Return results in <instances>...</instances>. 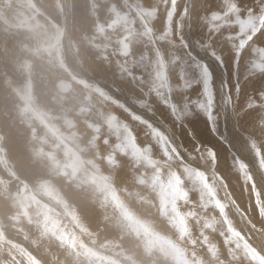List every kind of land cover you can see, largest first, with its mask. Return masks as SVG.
I'll return each mask as SVG.
<instances>
[{
	"label": "rangeland",
	"instance_id": "rangeland-1",
	"mask_svg": "<svg viewBox=\"0 0 264 264\" xmlns=\"http://www.w3.org/2000/svg\"><path fill=\"white\" fill-rule=\"evenodd\" d=\"M43 60H47L49 68L60 72L59 79H50L52 77L47 74L48 71L42 72L43 69H40L38 63ZM205 66L209 75L204 74ZM81 69L86 70L98 82L83 76ZM15 77L19 82L15 81ZM217 79L224 85L222 100L216 98ZM64 81L68 83L65 89L60 88ZM125 82L130 86H125ZM38 85L45 86L46 89L57 87V93L49 95V90L47 93L42 89L37 93L35 87ZM72 85L80 87V95L83 94L84 100L86 97L92 103L79 100L82 98H79L80 96L73 97L70 93ZM135 85L136 90H133ZM104 86L114 90L115 94ZM0 93V165H3L8 173L6 177L0 174V191L15 194L23 200L30 197L32 201L38 202V207H47L42 211L50 216L49 219L55 218L57 223L64 225L65 230L67 227L68 236L74 243L108 262L113 261V264H129L128 261H132V264H142L138 259H142L140 256L125 249L121 238H105V230L86 223L88 215L81 211L77 204L68 202L69 198L58 182L48 176L42 177L32 173L30 167L26 169L28 175L20 173L10 152L11 143H14L13 139V142L10 140V133L19 134L20 131L8 127L9 116L4 108L9 97L17 101L19 109L28 113L20 122H25L23 133L28 132L23 137H29L31 142L14 146L32 154L34 158L30 157L31 161L43 158L51 166H61L59 176L66 180L67 172L73 175L81 172L85 165L92 166L84 170L89 173L87 179L108 190V197L110 200L113 198L120 213L124 211L128 219L141 224L148 234L163 239L167 246L174 244L172 247L180 252V256L192 260L190 264H230L226 263L225 259L216 257L220 241L199 227L206 215L200 214L198 209L191 205L193 203H189L190 209L187 208L185 212L178 208V202H182L179 198L187 201L192 197L191 189L186 185V177L181 172L187 169L210 195L208 196L219 211L218 215L226 224L230 235L264 264V244L253 240L254 230L245 234L238 229V212L231 209L229 198L225 199L222 189L219 188L220 183L215 182L211 178L213 176L204 170L205 167L211 168L224 179L217 156L218 144L215 146L212 142H207L197 133V127L194 125V120L200 123L202 129L214 141L219 142V147L223 148L241 169L243 184L236 192L240 193L242 199L248 200L249 206H246V203L242 206L239 202L242 199L238 200V197L237 201L249 221L258 227V230L262 229L264 234V193H260L258 187L253 185V176L249 172L250 168L256 169V180L264 182V0H0ZM118 93L136 106L147 107L154 117L166 123V127L180 140L183 149L176 145L175 139H172L166 130L148 115L137 112L124 101L125 99L117 96ZM70 94L72 96L69 100ZM30 99L39 104L37 109L40 114L36 113L37 118L32 116H35V111L28 102ZM95 99L103 103L101 107L94 105ZM44 101L47 104L52 103V107L57 111L46 109ZM157 107L166 110V114H159ZM83 113L91 116L81 117ZM230 113L234 116L229 119ZM95 115H100L104 127H112V133L119 132L120 144L116 146L123 145L128 151L127 154L135 158L134 160L145 161L152 167L154 174H158L159 170L161 172L168 169V166L173 168V172H176L174 170L177 167L182 174H176L177 178L174 180L177 185L173 186L176 188L174 194L179 192L176 197L174 194H168L166 189L165 192L164 189L154 192L150 190V200L160 205L164 213L154 211L152 215L150 212H144L145 216L131 205L128 208L127 199L134 195L132 190L119 184L121 180L118 174L126 163L116 159V150L105 153L102 158H96L87 154L93 150V144L73 146L68 143L70 137L78 141L82 135H75L74 132L71 136L61 127L73 129L75 123L80 122L79 117L89 122L90 117ZM33 118L52 135L54 131L53 136L59 144H51L38 133V126L31 123ZM232 125L236 126L233 134L229 130ZM136 128L148 131L157 142L149 144L138 141ZM181 131L189 136L187 141H184ZM236 132L240 138H244L242 140L251 142V145L258 149L262 161L254 160L252 156L243 159L234 153L230 139L235 141ZM106 139L107 137L101 138V142L104 144L108 140ZM137 151L146 152V157L141 158ZM161 183L170 188L165 180ZM223 183L230 189L228 182ZM47 197L57 202H53L54 207L44 203L47 202ZM139 198L145 200L146 197ZM164 203L168 205L166 209ZM169 208L176 215V222L172 223L181 231L173 236L165 232L164 226L161 225L163 220L160 217L165 215ZM97 215L98 213L94 216ZM166 223L169 224L168 220ZM262 240L264 242V236ZM147 248L150 251L148 246ZM148 259L150 260L142 259L143 264H156L154 258Z\"/></svg>",
	"mask_w": 264,
	"mask_h": 264
},
{
	"label": "bare ground",
	"instance_id": "bare-ground-1",
	"mask_svg": "<svg viewBox=\"0 0 264 264\" xmlns=\"http://www.w3.org/2000/svg\"><path fill=\"white\" fill-rule=\"evenodd\" d=\"M140 2H142V1H140ZM66 11L68 13V10H66ZM77 11H79V10H77ZM82 13L84 14V12H82ZM67 17H69V15H67ZM175 27H176V25H175ZM68 32H69V29L67 28V35H68ZM134 52H135V50H134ZM195 53H196V51H195ZM136 55H137V53H136ZM143 58H145V57L143 56ZM43 59H44V56H43ZM44 60H43V62L38 63L41 67L40 69H43V71L42 70L41 71L46 72V73L48 71L47 74L52 77L50 79H53V80L59 79V77L61 76V74H59L60 72H58V70H56L55 68L54 69L49 68V65H47V63H46L47 60L45 62H44ZM206 60L209 61L208 59H206ZM55 66H57V65H55ZM52 67H54V66H52ZM139 68H141V67H139ZM82 71H83V73H81V74H83V76H85L86 78H88L90 80L92 79V80H95L96 82H98V80L95 77L91 76L86 70H82ZM135 73H137V72H135ZM117 76H118V74H117ZM142 76H144V75H142ZM126 77H128V76H126ZM147 77H148V75H147ZM16 78L17 77H15V79ZM63 79H65V78L63 77ZM145 79H146V77H145ZM15 81L17 82L18 80L16 79ZM146 83H148V82H146ZM216 83L218 86L217 91H216V98L218 100H222L221 95L224 92V85L218 79H217ZM66 84H68V83L64 81V83H62L60 88L62 87L63 89H65L67 86ZM142 84H144V83H142ZM124 85L127 87L130 86V84L127 82H125ZM144 86H145V84H144ZM56 88L57 87H54L51 89H46L45 86L41 87V85H38L35 87V90L37 93L41 92V91H39L40 89H42V91H46L47 93L49 90V95L50 94L52 95V94L57 93ZM104 88L107 89L108 87L104 86ZM70 90H71L70 93L73 95V97L74 96L75 97L80 96L79 98H81V97L82 98L79 100H83V102L88 103V104L92 103V101L86 99V97L84 100L83 94L80 95V93H79L81 90L80 87L74 85L73 87H71ZM108 90H110L111 93L113 92L115 94L114 90H111L110 88H108ZM133 90H136V85L133 88ZM232 91L233 90H231V92ZM217 92L219 95L217 94ZM71 94L68 95L69 100L72 96ZM117 96H119L123 100L125 99L124 101L125 102L127 101L130 106H133L134 109L137 110V112L144 114L145 116L148 115L151 120H153L155 123L159 124L160 127H162L164 130H166L171 135L172 139H175V143H177L176 145L178 147L182 148V144H180V140L173 134V132L170 130V128L166 127V125H165L166 123H164L160 119L154 117V115H152L148 111L147 107L145 108V106L144 107L136 106L135 104L130 102V100H128L125 96H123L120 93H118ZM61 97H62V95H61ZM56 100H57V98H56ZM34 101L35 100H32V99L28 100L29 104L32 105V107L35 111V116L33 114H32V116L36 117V113L40 114V111L37 109L39 104L36 103L37 101L36 102H34ZM7 102H8L7 106L4 109H6L7 115L9 116L8 117V127H10L11 130H17L18 132L20 131L19 134L18 133L14 134V133H10L11 130L10 131L7 130L10 133V137H11L10 140L13 139V141H14V143H11L12 145L10 147V152H11L12 157H13L12 159L14 160L15 164L18 166V169L22 175H23V173L27 174L26 169H28L30 167V168H32V173L38 174L42 177L48 176L54 182H56V183L58 182L60 184V186L61 185L63 186V189H64L66 195L68 196V198H69L68 202H70L71 204H74V203L77 204L80 207V210L88 215L86 223H89L90 226H94L95 228H99V229L102 228L103 230H105V232H104L105 238H107V237L110 238V236L111 237L116 236V237L121 238V240H123V244H124L125 249L128 250L129 252L130 251L134 252V254L136 256H140L142 259H145L146 261L150 260V259H148L149 257L154 258L156 261V264H190V262L192 260L189 259V257L183 258L182 256H180V254H179L180 252L178 253L176 251V249H174L172 247L174 244L167 246L166 244L163 243V241H164L163 239H162L163 240L162 241V240L158 239L159 237L157 238V237H154L153 235L148 234L146 231H144L141 224H138V223L128 219L127 214L124 211L122 213H120L119 208L117 209V207H116L117 204L115 203L113 198H112V200H110V198L108 197V194L106 193V191H108V190L105 187L97 186V184L95 182H91L89 179H87V175H89V173L84 171V170L88 169L89 167L92 168V166L85 165V166H83L84 169H81L78 166V168L81 169L82 171L79 173L73 174V175H70L67 172L66 173L67 176H65V177L68 180H66V179H64L63 176L62 177L59 176V171H60L61 166H59V168L56 167L55 165L51 166L43 158L37 159V161H31V159L34 158L32 156V154H29L27 151H23L22 147H21L22 149H20V148L14 146V144L15 145L16 144H19V145L20 144H26L27 145L28 143L31 142L29 137H23V135L27 134L28 132L23 133L24 127L26 128V126H23V124H25V122H23V121L20 122V120H24L26 118V115L28 113L26 114L25 111H22L21 109H19V104L13 98L9 97ZM67 102H70V101H67ZM77 102H79V101H77ZM102 104H103L102 102L95 99V103H94L95 106L101 107ZM155 104H156V101H155ZM52 106H53L52 103L47 104L45 102V108L46 109H48V110L50 109L52 111H57ZM51 108H53V109H51ZM107 108L109 109V107H107ZM227 108L229 109V107H227ZM116 109H118V108H116ZM145 110H147V111H145ZM99 111H100V108H99ZM157 111L161 115L166 114V110H164L163 108L157 107ZM8 112H10V114H8ZM228 112H230V111H228ZM86 115H90V114L83 113L80 116L86 117ZM230 116L233 117L234 115H232V113H230V115H228L229 119H230ZM36 118H33L32 119L33 122H31V123H33V125L35 124L36 126H38V128H39L38 133L43 135L45 139H48L51 144H59V143H57V140L53 136L54 131H52L53 132V135H52L50 132H48L39 123V121ZM79 119H80V122L77 121V123H75V126H73V129H68L65 126L61 127L66 133H68L71 136L73 135L74 132H75L74 133L75 135H76V133H79L82 135V137H79L78 141H75L72 137H70V140H68V143L73 145V146H77V144H88V145L93 144V145H91V148H93V150L87 152V154L89 156L96 157V158H99L100 156L102 158L105 153L112 152L111 150H114V151L116 150V152H115L116 153V159L121 160V162H123V163H126V164H124L125 167L122 169V171H119L118 177L121 180L119 182V184H122V185H124V187H127L129 190H132L133 195H134L132 198L127 197L128 198L127 200L129 203L128 206L131 205L133 207V209L139 211L141 214L144 212L145 213L150 212L152 215H154V213H155L154 211L161 212L162 209L160 208V205H156L153 200H150V195H152L150 190H152L154 192V191H161L162 189H164V192H165V189H166V192L168 194H174L176 188H173V186H177L174 184V180H176L175 178H177L176 174L181 175V176L183 174L184 177H186V185L188 187H190V189H191L192 197L190 200L187 199V201L181 200L182 198H179L178 200H180L182 202H178V200L176 201L179 204L178 208H180V210H183L185 212L187 210V208L190 209L189 203L190 204L193 203L191 205H194L198 209L200 214L206 215V218H204L205 220L199 224V227H201V229H203L204 231L209 232L210 234H213L218 239V241H220L219 242L220 243L219 244L220 249L218 251H216L217 259H218V257H221V258L226 260V263L229 262L230 264H237V263L238 264H263L261 261H259L258 258H256V256L253 253H251L249 250H246L243 245L238 244V242L236 241V238L234 236L230 235L229 229L227 228L226 224L220 218V215H218L219 211L216 210V207L214 206L213 202H211V198L209 197L210 195L206 193V190L204 189V187L198 183L197 179L194 177V175L190 171H188L187 169H186L187 171L183 169V170H181V172H182V174H181L179 172V170L177 169V167L174 170L176 172H173V168L168 166V169H163V170H161V172L159 170L160 173L158 172V174H154V170L152 169V167H149L148 164L145 163V161L134 160L135 158H133L127 154L128 151L126 148L123 147V145L116 146V144H118V143L120 144V137L118 134L119 132L118 133H116V132L112 133L111 132L112 127L111 128H109L107 126L104 127V121L103 122L100 121L101 120L100 115H95L93 117H90L89 122L83 121L80 117H79ZM43 120H45V119H43ZM178 120H179V118H178ZM168 121H169V119H168ZM194 121H195L194 125H196V127H197V128L195 127L197 133H199L202 138L207 140V142L210 141L215 146H216V144H218V147H219V142L217 143L216 141H214L213 138L206 131H204L202 129V126L200 125V123L198 124L196 120H194ZM170 123H171V125H173L172 121ZM45 124L47 125V123H45ZM48 125H51V124H48ZM52 126H54V124ZM31 127H33V126H31ZM54 128H55V126H54ZM177 128L178 127L176 126V130H177ZM34 129H35V126H34ZM58 130H59V128H58ZM229 130L231 131V133L234 132L236 130V126H233V125H232V127L230 126ZM25 131H27V130H25ZM32 131H34V130L32 129ZM55 131H57V130H55ZM114 131H115V129H114ZM3 132H5V131H3ZM135 132L139 135L138 141H141V142L143 141V142L149 143V144H154L157 142L155 137H153L152 134H150L146 130H141V129L137 130V128H136ZM5 133H7V132H5ZM181 134H183L182 131H181ZM95 135H97V136L93 138V136H95ZM121 135H122V133H121ZM183 135L182 136L184 138V141H187L189 139V136L187 134H183ZM15 137H17V138H15ZM103 137H107V139H108V140L106 139L107 142H105L104 144H103V142H101V138H103ZM234 137H235V139H234L235 141L233 142L232 139H230V142L232 143V148L234 150V153L237 156L239 155V157H241L243 159H245L246 157L252 156L254 158V160L259 159V162L262 161V160H260V152L258 151V149H256L254 146L251 145L252 144L251 142H246L245 140H242L244 138H242V137L240 138L239 135H237V132L234 135ZM13 141L11 140V142H13ZM97 145H99V146H97ZM114 147L117 149H113ZM218 147L216 146L217 156L219 157L218 160H219V164H220V168H221L220 169V171L222 173L221 175L224 177V179L222 180L220 177V174H218L215 170H213L211 168H207L204 166L205 167L204 170L213 176L211 178L213 180H215V182L220 183L219 188L222 189V192L226 197L225 199L229 198L231 209L235 210V212H238L237 217H236V218H238L237 219L238 229H240L245 234L250 233V232H252V230H254V232L252 233L253 234V240L257 241V242L259 240L263 245L264 242L262 240V237L264 236V234H262V229L258 230V227L256 228L249 221V218L243 213V210L240 208L245 203H246L245 204L246 206H249V204L247 202L248 200L246 201L245 198L242 199L241 196L239 195L240 193L236 192L239 190V186L241 184H243V176H242V173H240L241 169L238 168L237 163L233 161L234 159L231 158L225 152V150L223 148H221V147L218 148ZM234 147H235V149H234ZM19 149H20V151H19ZM182 151H184V150H182ZM215 151H216V149H215ZM67 152H69V151H67ZM137 152H139L138 154L141 156V158L147 154L144 151H137ZM85 154H86V152H85ZM30 157H32V158H30ZM195 160H197V159H195ZM67 161H69V160L67 159ZM129 163H131V165H129ZM177 163H179V162H177ZM1 168L4 170L3 165H0V174L2 176L7 175L8 174L7 171L4 170L5 171L4 172ZM201 168H202V166H201ZM130 169H131V171H130ZM62 171H64V169ZM254 171H255V173L257 172L256 169L250 168L249 172L253 176V179H252L253 185L258 187L260 193L261 192L264 193V182L260 183V180H258V179L256 180V178H255L256 174H254ZM28 173L31 176L33 175V174H31V172H28ZM164 180L166 181L167 186L170 185V188H166L165 187L166 185L163 186V184L161 182H164ZM223 182H228L230 185V189L229 188L227 189ZM251 184H252V182H251ZM216 187L218 188V185H216ZM184 190H186V189H184ZM229 191H230V193H229ZM176 193L174 194L175 197L177 196ZM235 195H236V199H235ZM237 195H239V196H237ZM139 196L140 197L145 196L146 198H145V200H143V199L141 200L140 198L138 199ZM175 197H173V199ZM237 197H238V200L242 199L241 201H239V202H241L242 206L237 201ZM262 197H263V195H262ZM46 199H47V202H44V201H42V202H44L45 204H47L51 207L52 206L54 207V203H57L55 200H53V199L50 200L48 197ZM165 199H166V197H165ZM48 201H50V202H48ZM36 203H38V202L36 200L32 201L30 197H29V199L23 200V199H19L15 194L6 192L4 190L0 191V264H113L112 263L113 261L108 262V260H105L102 257H99L98 255H96L95 253L89 252L87 249L83 248L82 246L78 245L77 243H74L71 240L70 236H68L69 235L68 234V228L66 227V230H65L64 225L57 223V221L53 217H52L53 219H49L50 216L45 215L46 212L42 211V210H45V208H47V207H45V206L44 207L43 206L38 207L39 205ZM164 204H165L164 209H166V206H168V205H166V203H164ZM128 208H130V206ZM164 212L165 211L163 210V213ZM97 213H98V215L94 216ZM145 213H144V215H145ZM158 214L162 215V213H158ZM147 216H150V215H147ZM175 216L176 215L169 208V210H167L165 215L163 214L160 217L163 220L162 224H161L162 227L164 226L163 230L165 232H168L169 235H172V236L174 234L176 235V234L181 233V231L177 230V228L175 227L176 224L172 223V222H176ZM166 220H168L169 224L166 223ZM237 222L235 220L236 224H237ZM165 223H166V226H165ZM251 228H253V229H251ZM101 233H102V230H101ZM149 233H151V232H149ZM147 246L150 248V251L148 248L146 249ZM181 246H182V244H181ZM145 252H147V253H145ZM110 253H112V252H110ZM138 259H139V262H141L143 264V262H142L143 260L140 259L139 257H138ZM134 261H135V259H134ZM128 263L132 264V261L131 262L128 261ZM125 264H126V262H125ZM151 264H152V262H151Z\"/></svg>",
	"mask_w": 264,
	"mask_h": 264
},
{
	"label": "snow or ice",
	"instance_id": "snow-or-ice-1",
	"mask_svg": "<svg viewBox=\"0 0 264 264\" xmlns=\"http://www.w3.org/2000/svg\"><path fill=\"white\" fill-rule=\"evenodd\" d=\"M237 55H239V53H237ZM204 74H205V75H209V73L207 72V68H206V66H205V68H204Z\"/></svg>",
	"mask_w": 264,
	"mask_h": 264
},
{
	"label": "clouds",
	"instance_id": "clouds-1",
	"mask_svg": "<svg viewBox=\"0 0 264 264\" xmlns=\"http://www.w3.org/2000/svg\"><path fill=\"white\" fill-rule=\"evenodd\" d=\"M162 203H163V194H162ZM162 211H163V208H162Z\"/></svg>",
	"mask_w": 264,
	"mask_h": 264
}]
</instances>
